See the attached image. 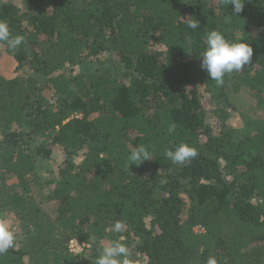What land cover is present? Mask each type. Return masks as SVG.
<instances>
[{"label":"trees","instance_id":"trees-1","mask_svg":"<svg viewBox=\"0 0 264 264\" xmlns=\"http://www.w3.org/2000/svg\"><path fill=\"white\" fill-rule=\"evenodd\" d=\"M8 2L0 20L26 42L15 52L0 42L17 74L0 75V210L22 236L0 264H96L103 240L125 244L132 264H264V118L236 130L220 105L243 89L264 107V0H244L237 15L230 0ZM212 30L253 48L221 86L200 66ZM93 60V72L75 71ZM200 87L220 102L217 133ZM180 142L198 151L188 164L164 155ZM138 144L152 160L129 168ZM52 149L61 155L57 178L44 183L49 214L30 183Z\"/></svg>","mask_w":264,"mask_h":264},{"label":"clouds","instance_id":"clouds-1","mask_svg":"<svg viewBox=\"0 0 264 264\" xmlns=\"http://www.w3.org/2000/svg\"><path fill=\"white\" fill-rule=\"evenodd\" d=\"M223 2V0H222ZM234 6L233 14H240L244 9V0H230ZM189 28L196 30L199 28V21L193 19ZM0 42L6 43L10 51L15 52L22 44L25 37L23 35L12 36L9 24L6 20H0ZM206 47L200 58L201 69L208 73L209 79L214 81L216 86L224 84V77L230 76L234 71H242L248 65L253 56V48L243 40L234 42L228 39L219 30H212L206 34ZM177 125L172 123L168 126L167 132L173 134ZM164 155L173 164L184 165L190 163L197 157L198 151L195 147L185 142H180L174 147L165 149ZM152 160V152L149 147L143 144L136 145L127 157L128 166L139 167L145 161ZM126 223L117 220L112 226V231L119 233L124 231ZM16 241L15 230L5 215L0 214V254L6 253L12 248ZM128 247L117 240L110 242L105 247L96 260V264H132L129 259ZM206 264H217L214 256L207 259Z\"/></svg>","mask_w":264,"mask_h":264},{"label":"rangeland","instance_id":"rangeland-1","mask_svg":"<svg viewBox=\"0 0 264 264\" xmlns=\"http://www.w3.org/2000/svg\"><path fill=\"white\" fill-rule=\"evenodd\" d=\"M9 0H0V7L9 3ZM108 56V53L102 54L99 56L100 61H104ZM110 60V59H109ZM100 66L95 60L92 62H87L84 64H77L75 67L76 72H80L82 74L91 73L94 69ZM70 68H65L62 70L64 73H68ZM0 75L5 78H13L16 77L15 73V62L12 58L6 56L5 54L0 52ZM200 93L202 96V103L206 110V123L209 124L212 132L217 133L219 128V122L217 121L216 115H212L213 112V103L216 102V99H212V96L207 93L204 87H200ZM227 103L228 106L224 104V101H221V106L224 107V110L228 113V118L226 119V125L232 127L233 129L239 130L241 129L247 119H258L264 118V107L258 109L256 107V101L249 92L239 89L236 93H229L227 95ZM217 104L220 102H216ZM35 145V144H33ZM52 154L49 158L44 157L39 160L36 164V169L34 175L36 179L31 178V196L34 200L39 203V206L42 210L46 211L49 214L54 213V205L55 202H48L45 199L47 198L48 193L52 189V187H46L44 183L48 180H53L57 178V168H58V159L60 157V152L58 150L52 149ZM61 161V160H60ZM0 214L5 215L12 228L15 230V235L21 237L22 236V224L13 217V215L9 214L6 211H1ZM108 240H103L99 243V247L105 248L109 246ZM103 250V249H102Z\"/></svg>","mask_w":264,"mask_h":264},{"label":"built area","instance_id":"built-area-1","mask_svg":"<svg viewBox=\"0 0 264 264\" xmlns=\"http://www.w3.org/2000/svg\"><path fill=\"white\" fill-rule=\"evenodd\" d=\"M83 247H84V244H79L75 241H72L70 243L69 249H70V252H73L76 254V253H80Z\"/></svg>","mask_w":264,"mask_h":264}]
</instances>
